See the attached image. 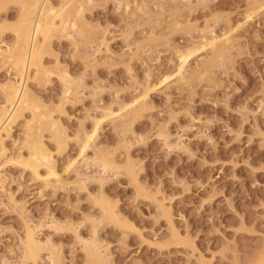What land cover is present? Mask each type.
Here are the masks:
<instances>
[{
	"label": "rangeland",
	"instance_id": "rangeland-1",
	"mask_svg": "<svg viewBox=\"0 0 264 264\" xmlns=\"http://www.w3.org/2000/svg\"><path fill=\"white\" fill-rule=\"evenodd\" d=\"M252 1L83 0L88 35L53 37L42 60L49 74L27 82L32 99L52 110L64 133L57 148L51 133L42 132L55 175L42 165L36 178L16 163L18 154L27 156L29 111L4 139L0 264L32 263H22L27 229L42 248L35 264H253L259 258L264 8ZM2 2L0 21L13 24L18 5ZM3 31L5 48L13 34ZM206 34L230 37L227 46L221 36L223 58L209 75L203 70L211 48L199 49L179 76L177 52ZM7 65L0 59V107L2 85L15 79ZM60 73L71 81L66 95ZM108 110L114 120L105 117ZM95 120L96 136L81 153ZM100 153L114 169L102 168ZM101 198L122 226L105 220L96 203ZM94 242L100 260L88 261L86 244Z\"/></svg>",
	"mask_w": 264,
	"mask_h": 264
},
{
	"label": "bare ground",
	"instance_id": "bare-ground-1",
	"mask_svg": "<svg viewBox=\"0 0 264 264\" xmlns=\"http://www.w3.org/2000/svg\"><path fill=\"white\" fill-rule=\"evenodd\" d=\"M4 2L6 3L2 2V4L5 5L9 2L12 4L15 3L16 5H18L19 11L16 15V21L13 24L6 25L7 22L4 23V21L3 22L0 21V33L4 32L3 30L5 29H10L11 34H13L11 43L9 45H6L5 48H2L0 46V59L2 63L4 64L8 63L9 64V66L7 65L8 67L11 66V69L14 71V76H15V79L8 80V82L2 85V91L4 93L5 103L2 105V107H0V158L4 154H6L4 139L10 137L12 125L14 124L16 119L23 114V112L29 111L31 116L29 115L30 120L26 122L24 129V139L22 142L23 147H26L27 149V156L24 158L21 154H18L16 158V163L20 164L22 167H24V169L25 168L29 169L36 178H39L38 170L39 167L42 165L46 166L47 168L46 172L48 176L55 175L52 155L45 147L41 139L42 132L47 130L51 133V137L56 142L57 148H61L63 145L62 137L64 133L61 129L60 123L54 120V118L52 117V113L50 112L52 110L50 111L46 110L45 107H41L42 106L41 104L36 103L35 100L32 99L27 82L29 80H36V79L40 80L39 77L41 75L42 77H45L46 75L49 74L50 71H48L49 69L46 68L47 69L46 70L44 68V64H43L44 61L42 60L44 53L46 52V48L48 47L53 37L68 36L72 40L74 38L73 35H75L73 34L74 32L76 33V35L79 34L80 36L83 35L84 37L88 35V33L90 32L88 28L89 24L87 22H84V11L86 10L85 5L87 4V2L85 5L82 3L83 0H59L58 4L55 5L52 3L51 0H4ZM251 3L256 8L257 7L264 8V0H253ZM253 6H251V9L254 8ZM250 15L251 14L248 13V15L245 16L249 17ZM244 20L246 21L247 18H245ZM225 34H223L224 36L223 35L221 36L224 37L223 39L225 38L226 39L221 41L228 46V43L226 42L228 41V39H230V37L227 38L229 34H226L228 36L225 37ZM207 35L209 34L203 35L204 38L200 36L203 39V40L200 39L201 41L200 43H197L196 45L194 44L192 47L187 48L184 51L181 50L177 52L179 64L177 65V69L175 70H177V74H179V76H183V74H185L188 58L199 49H202L204 47L211 48L212 56L209 59H207L208 63L207 62H206L207 64L205 63V67L203 70L206 73L208 72V74L209 72L211 73V68L214 65V63L220 57L223 58V55L226 51L225 49L226 45L221 43L220 41V39H222L221 36H219L220 37L219 38L213 34L212 36L209 35L208 37ZM59 75H60L59 78L64 83L63 94L66 95L72 91V87L70 85L71 81H69V78L66 77L67 74L64 73L63 75L60 73ZM209 77L212 79L211 76ZM144 94L145 93H143V95ZM141 108L143 109V107L141 106L139 107L138 110H135L134 111L135 114L133 113L134 114L133 116H137V114L140 113L138 111H141L140 110ZM122 109L123 107L121 106L120 111H122ZM105 117L108 119L110 118L113 119L114 118L113 112L111 110H108L106 112ZM99 124H100V120H95L92 133L90 132V135H88L87 132H85L86 135L82 140V142L80 143L81 153L87 147H89V142L92 136L95 135L96 131L98 130ZM99 156L100 158L98 159L99 160L101 159L100 160L101 165L104 170L107 168H113V169L115 168L116 166L114 164L115 162H113V160L110 157H107L104 154L102 155V153H100ZM2 160L3 159H1V161ZM96 203L102 209L104 213V218L105 220H107L108 223L114 222L113 224L116 223L117 225L121 224L117 218V215H115V212L113 213L114 210L111 207V204H109L110 202L108 203L106 198L104 199L101 198L99 200H96ZM163 210L164 209H162V212ZM163 213L166 214L163 215L165 217L167 216L168 212L164 210ZM169 218L167 216V219ZM174 233L172 235H174ZM25 234L26 235L22 242L23 243L22 249L24 253L22 263H25L24 261L26 262L30 261L32 262L31 264H35L37 262L36 260L39 257V251L42 248H40V244L38 242L39 240L38 241L36 240L34 233L31 229H27L25 231ZM174 238L176 239V237ZM95 244H96L95 242L94 244L91 243H89L88 245L86 244V257L87 260L89 259L88 261L100 260L99 257L100 251L99 249H97L99 247H97L98 245L96 244L97 245L96 246ZM263 252L264 251H262L261 253ZM261 253H260L261 257L258 256L259 254L257 255L259 258H256L254 262L255 264H264V253L263 255ZM52 259H56V257L53 256Z\"/></svg>",
	"mask_w": 264,
	"mask_h": 264
}]
</instances>
